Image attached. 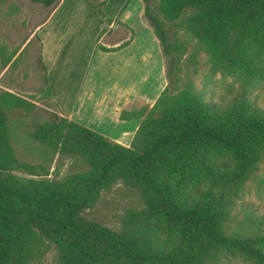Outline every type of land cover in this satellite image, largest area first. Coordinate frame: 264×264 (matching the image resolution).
I'll return each mask as SVG.
<instances>
[{
    "label": "trees",
    "instance_id": "1",
    "mask_svg": "<svg viewBox=\"0 0 264 264\" xmlns=\"http://www.w3.org/2000/svg\"><path fill=\"white\" fill-rule=\"evenodd\" d=\"M31 1L48 8L58 0ZM84 1L108 25L97 42L113 23L129 29L106 17V1ZM142 1L167 85L152 107L121 113L142 119L129 146L71 121L44 98L48 119L35 139L72 165L62 179L22 181L14 172L46 171L19 157L9 115L40 107L31 97L0 94V264H43L49 253L54 264H264V213L239 204L264 163V107L252 98L264 81V0ZM201 52L214 73L240 81L232 101L207 100L183 74L186 56L197 65ZM20 58L19 48L0 45V66L16 67ZM118 184L141 207L127 210L114 229L88 211ZM238 207L245 215L232 229Z\"/></svg>",
    "mask_w": 264,
    "mask_h": 264
},
{
    "label": "rangeland",
    "instance_id": "2",
    "mask_svg": "<svg viewBox=\"0 0 264 264\" xmlns=\"http://www.w3.org/2000/svg\"><path fill=\"white\" fill-rule=\"evenodd\" d=\"M94 1L101 5L103 1H106L104 12L106 17L110 18L112 7L127 0ZM57 2L60 3L61 0ZM66 2L65 7L56 18L57 21L54 23L56 24L59 19L67 20L70 18L69 14L76 16L75 19L80 25L79 43L80 49H82V56H80L82 58L79 61L87 62L89 58L91 59V56L98 53V35L108 25L89 4L88 8L71 9L73 0H67ZM74 7L77 8L75 5ZM53 8V6L42 7L31 0H4L0 3V45L5 46L9 52L18 48L21 52L18 66L5 68L0 66V94L13 92L24 97H31L40 107L33 115H24L18 111L9 115L11 142L19 157L31 164L40 165L46 171V173H43V170L40 169L44 174L41 176L14 172L22 181H27L30 178L62 179L68 174L72 165L70 159L61 161L54 149L42 145L35 139L36 130L48 119V114L44 109L45 102H43V99L46 98L45 90L43 91L46 75L40 58V30L50 17ZM60 28L62 27H58V31L62 34L66 32V27H63V30ZM134 32L141 41L146 42L147 32L143 28L138 26ZM121 34L131 36L129 30L123 28L119 30L118 28L105 34L102 42L110 38L112 40V37ZM183 34V32L180 34L182 38ZM182 66L184 68L183 74L189 75L193 79L196 88L203 91L209 101H214L217 104L228 103L236 98L242 90L239 80L233 77H224L219 72L214 73L209 57L204 52L200 53L197 65H192L188 56H186ZM252 92L253 100L264 107V81L256 85ZM140 120L142 122V119ZM131 124L135 125L136 122L133 121ZM244 203H252L259 208L260 213H264V163L261 165L256 177L248 183L243 192L239 204ZM139 207H141V203L138 197L129 192L122 184H118L112 190L103 192L96 207L88 211V216L111 228L118 229V218L124 215L127 210ZM235 214L237 217L232 223V229H237L238 222L245 215L241 207L237 208ZM43 264H54V254H47Z\"/></svg>",
    "mask_w": 264,
    "mask_h": 264
},
{
    "label": "crops",
    "instance_id": "3",
    "mask_svg": "<svg viewBox=\"0 0 264 264\" xmlns=\"http://www.w3.org/2000/svg\"><path fill=\"white\" fill-rule=\"evenodd\" d=\"M66 1L52 5L53 11L40 30L46 98L56 102L71 121L129 146L141 120H122L121 113L152 107L167 85L160 44L144 17V3L127 0L112 7L110 19L129 29L113 23L110 30L127 29L133 31V36L121 34L97 42L98 48L99 44L116 48L128 41L126 47L114 52L99 50L89 61L80 62V25L76 16L69 14L67 20L54 23ZM71 4V9L88 8L83 0H73ZM138 26L147 32L146 42L134 34ZM58 27H66L68 34L59 32Z\"/></svg>",
    "mask_w": 264,
    "mask_h": 264
}]
</instances>
